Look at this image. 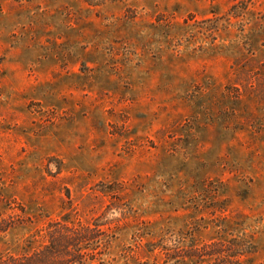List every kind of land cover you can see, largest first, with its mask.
<instances>
[{"label":"rangeland","instance_id":"374dc122","mask_svg":"<svg viewBox=\"0 0 264 264\" xmlns=\"http://www.w3.org/2000/svg\"><path fill=\"white\" fill-rule=\"evenodd\" d=\"M177 236L264 264V0H0V264Z\"/></svg>","mask_w":264,"mask_h":264},{"label":"trees","instance_id":"16d2710c","mask_svg":"<svg viewBox=\"0 0 264 264\" xmlns=\"http://www.w3.org/2000/svg\"><path fill=\"white\" fill-rule=\"evenodd\" d=\"M166 241H171L172 244H168ZM185 241L186 238H184L183 236L169 238L168 240L162 238L161 242L153 249H160L163 252L164 264H220L217 262L221 261V259L226 258L225 254L223 253H226L229 256V253H233L234 251V249L231 247L222 248L223 247L222 245L215 243L198 246L194 244L185 245L184 244ZM244 241L245 243L243 245L240 246L238 245L239 251H237V254L231 255L230 257H237L252 253V249L254 246L251 243H249L247 240ZM52 249L55 248L52 247ZM65 250H66L65 252L67 253H70L72 251L70 246L65 248ZM77 255L78 254H75V257ZM210 258H213L214 261L213 262L207 261V259ZM31 262H32L31 258L24 259V261L22 262L17 259H13V260L9 259L8 261L4 260L2 264H32ZM237 262L238 261L228 262V263L226 262L224 264H235ZM69 264H73V263L69 262Z\"/></svg>","mask_w":264,"mask_h":264}]
</instances>
